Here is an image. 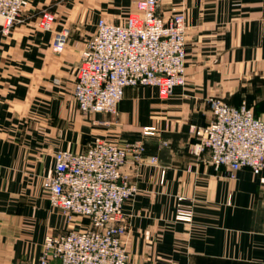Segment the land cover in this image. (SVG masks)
I'll list each match as a JSON object with an SVG mask.
<instances>
[{
	"label": "crops",
	"instance_id": "crops-1",
	"mask_svg": "<svg viewBox=\"0 0 264 264\" xmlns=\"http://www.w3.org/2000/svg\"><path fill=\"white\" fill-rule=\"evenodd\" d=\"M180 7L184 84L167 98L154 86H126L116 114H83L72 88L98 18L119 22L135 0H28L1 35L0 264H40L47 234L88 225L52 208L43 181L58 149L85 151L97 135L144 148L139 162L122 166L138 187L122 207L129 264H264V172L230 176L190 150L191 126L211 119L210 96L245 101L264 119V0H163L158 12L168 17ZM43 10L54 15L51 30L36 24ZM64 29L56 52L53 35ZM179 202L192 209L190 220L175 218Z\"/></svg>",
	"mask_w": 264,
	"mask_h": 264
},
{
	"label": "built area",
	"instance_id": "built-area-1",
	"mask_svg": "<svg viewBox=\"0 0 264 264\" xmlns=\"http://www.w3.org/2000/svg\"><path fill=\"white\" fill-rule=\"evenodd\" d=\"M162 1L135 0L134 10L119 22L98 18L94 35L80 51L72 88L83 114H116L126 86H154L167 98L175 86L184 84V8L164 17L158 12ZM27 3L0 0V37L21 20ZM53 19L50 11L43 10L36 24L51 30ZM67 36V29L54 33V51L64 48ZM207 101L211 119L205 125L191 126L195 137L191 152L207 153L210 164L225 167L230 176L240 168L264 172V119L255 116L245 101L237 106L218 96ZM143 149L138 141L119 144L97 135L85 151L58 149L54 153L52 172L43 181L49 204L69 220L75 215L86 218L88 225L47 234L40 264H129L124 239L128 220L122 207L138 187L122 166L130 158L139 162ZM149 162L155 163L156 157L151 156ZM191 217L192 209L179 202L175 218L188 221Z\"/></svg>",
	"mask_w": 264,
	"mask_h": 264
}]
</instances>
